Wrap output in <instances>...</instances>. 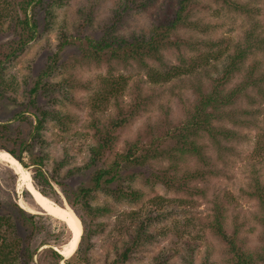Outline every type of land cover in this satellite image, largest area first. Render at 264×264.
I'll list each match as a JSON object with an SVG mask.
<instances>
[{"label": "trees", "instance_id": "trees-1", "mask_svg": "<svg viewBox=\"0 0 264 264\" xmlns=\"http://www.w3.org/2000/svg\"><path fill=\"white\" fill-rule=\"evenodd\" d=\"M196 1L199 0H179L176 4V11L169 16L166 14L161 17L148 34L133 32L128 37L123 30L127 24L126 18L131 16L135 10L146 9L148 3L141 0H125L119 5L114 16L110 17L109 22L103 25L97 36L79 37L76 40L80 43L78 46L83 52L84 62L98 66L103 65L104 62L109 66L123 65L126 70L131 68V64L141 66L142 70H147L154 87L145 93L143 81L131 82L130 78L123 75L116 77L118 66L115 68V65L107 72L108 75L103 78L100 89L94 93L89 100L90 103L87 102L85 105L90 109L92 116L98 110L105 113L110 103H112L113 110L108 112L103 121L98 120V124L91 125L94 141L87 147L86 158L76 169L68 171L69 177L77 172L80 176L87 175L84 176L87 180L77 186H72L70 183H64L61 171H52L48 175L45 169L47 158L34 154L37 147L44 148V134L50 123H58L64 131H69V125L74 124L78 119L76 115L61 108L64 100H73L75 104V99L69 95V91H66L68 88L59 86L58 81H55L56 76L64 67L59 53L47 58L46 66L36 77L24 81V85L29 84V89L26 90L29 101L26 104V100L19 103L17 94L12 92V88L18 81L17 78L10 81L7 77L11 64L25 53L31 41L42 35L39 32L42 22L37 17L39 16L37 8L46 13L44 30L50 31L56 19L55 5L59 7L58 4L62 5L64 0H0V35H11L12 38L7 43L0 44V113L3 112L6 104L18 102L17 105L24 109L23 114L33 115L34 123H30L35 124L32 125L29 139H23V135L19 138L18 135L16 137L11 135V126L14 122L0 124V149L8 152L17 161L19 160L24 167L21 160L22 152L32 155L35 187L56 203L63 204L61 196L54 188V185L57 186L62 192V197L75 211L83 225L79 248L71 257L61 256L54 248L50 249L56 262L64 258L68 259L66 264H83L79 256L84 243L93 235L91 224L94 219L106 216L111 211L109 205L100 207L96 203L97 194L103 193L118 205L125 203L130 206L138 205L142 201L145 188L154 189L158 185L166 192L192 195L200 190V193L205 194L203 190L208 185L210 176L215 171H220L217 164L214 170L215 164H212L211 158L207 157V150H211L208 142L216 144L214 152L218 154V161L225 163L226 157H231L230 154L234 149L227 144L242 140L240 136L242 130H254L261 123L254 119L256 114L261 113L259 110L237 111L235 101L248 88H257L264 96V69L256 72L258 68L253 66L252 72L247 75L244 83L227 89L230 79L242 72L241 65L248 61L250 56H252L251 59L254 58L256 52H264V34L259 29V23L256 21L254 27L245 33L242 41L236 43L234 54L229 55L220 72L221 77L207 85L204 82L206 75L200 68V58L194 52L195 43L190 49L195 55L189 58L187 57L188 48L185 49L184 42L176 36L179 30L191 27L202 33H209L210 26L203 24L199 18L194 22L190 21L192 16L190 8ZM213 1L243 16L248 17L251 14L252 18V15L256 14L245 2ZM95 18L91 13L87 21L92 22L91 20ZM60 37V52L67 45H76L75 41L71 40L72 37L65 32ZM203 43L205 44L203 47H207V67H209L220 56L211 57L209 54L221 52V47L224 45L214 39ZM167 53L174 56L177 54L182 60L178 61V64H173L165 59ZM261 63L257 61L259 68L264 65ZM154 64L156 68H152ZM198 67L200 68L199 73L197 72ZM174 80L178 81L174 82ZM173 83H187L197 93V103L194 108L192 107L188 118L171 131L164 128L159 134L138 136L133 140H127L121 150H116L120 134L129 129L142 114L141 112L153 104L157 93L165 92V86L170 85L168 89L171 90L176 88L177 86L171 87ZM41 91L52 94V97L48 98L49 105L40 104L39 93ZM209 109L212 111H208ZM25 115H20L21 117L16 121L22 125L28 124L29 119L24 117ZM224 122L231 124L232 128L222 125ZM164 139H166L165 142L167 140L176 141L178 145L174 148L165 147ZM221 141L226 143L222 144ZM193 157L203 162L205 168H196L195 163L189 161V158ZM165 160H168L169 164L162 166V169L159 165ZM61 164L65 166L66 163ZM261 176L257 172H252L249 175L247 187L243 189L246 196L258 202L259 210L256 214V221L263 229V245L259 248L251 249L244 244L240 238V227H235L234 233L230 234L224 220V207L217 201H212L214 214L208 226L225 250L226 264H264V180ZM201 181L203 186L199 188L197 183ZM138 185L140 187H137ZM25 193L30 195L27 190ZM51 194H56L57 198L52 197ZM15 206L17 210L11 211V208L0 203V220L2 221V225L0 224V264H34L37 248L33 246V242L36 234L43 229V220L46 217L27 212L17 204ZM134 214L136 212L131 213L132 216ZM153 218L151 214V217H145V221L138 222V227L134 231L135 237L126 241L124 251L121 253L116 251V258L109 264H123L129 258L128 253L140 244L141 238L149 236L145 235V225ZM3 226L6 228L2 233ZM21 229L24 230L23 234ZM74 258H78L79 261L76 262ZM189 264H193V261Z\"/></svg>", "mask_w": 264, "mask_h": 264}, {"label": "rangeland", "instance_id": "rangeland-1", "mask_svg": "<svg viewBox=\"0 0 264 264\" xmlns=\"http://www.w3.org/2000/svg\"><path fill=\"white\" fill-rule=\"evenodd\" d=\"M141 1H146L148 7L143 10H135L131 16L126 18L127 24L123 30L125 34H128V37L133 32L148 34L161 17L166 14L169 16L176 11V4L179 2V0ZM238 1L248 3V7L252 8L253 13L256 14L251 18V14L248 17L240 15L213 0H199L191 5L190 21L194 22L199 18L203 24L210 26L209 33H202L191 27L179 30L176 35L180 41L184 42L185 49L188 48L187 57L191 58L195 54L199 56L201 61V67H199L206 75L204 82L207 85L221 77L220 72L229 55L234 54L236 43L242 41L245 33L254 27L256 21L260 25V31L264 34V0ZM124 2L125 0H64L62 5L58 4L59 7L57 4L55 5L56 19L51 25L50 31L44 30L46 13L37 8L39 15L37 17L42 22L39 32L42 35L28 44L25 53L15 63H12L8 70L9 76L7 77L10 78V81L14 78L18 80L16 86L12 88V92L17 94L19 103L26 100V104L29 101L26 93L29 84H27L28 86L24 85V81L36 77L46 66L47 58L59 53L64 67L56 76L55 81H58L59 86L68 88L66 91H69V95L75 99V104H73V100H64L61 108L76 115L78 119L74 124L69 125V131H64L58 123H50L44 134V148L37 147L34 154L47 158L45 169L48 175L52 171H61L64 183H70L72 186H77L87 180V177H84L87 175L80 176L77 172L69 177L68 171L76 169L84 162L88 152L87 147L94 141L91 125L97 123L98 120L103 121L108 112L113 110L112 103H110L105 113L98 110L92 116L85 103L89 102L94 93L100 89L103 78L115 65L109 66L104 62L103 65L98 66L84 62L82 60L83 52L78 46L80 43L76 40L79 37L97 36L103 25L109 22L110 17L114 16L119 5ZM91 13L96 17L91 20L92 22L87 21V17ZM64 32L72 37L71 40L75 41L76 45H67L60 52V35ZM209 39L223 43L224 46L221 47V52H209L211 57L220 56L216 62H211L214 66L207 67L208 51L207 47H203L205 45L203 42ZM10 40H12L11 35H0V44H5ZM193 45L196 48L194 49L195 54L190 50ZM254 55V58L251 59L252 56H250L249 60L241 65L242 72L230 79L227 89L244 83L247 75L252 72L253 66L260 69H257L256 72L264 69V65L261 68L257 65V61L264 64V52H256ZM165 56V59L173 64H178V61L182 60V58H178L177 54L174 56L167 53ZM117 66L115 65V68ZM130 66L131 68L126 70L123 65H119L116 68L118 69L116 77L123 75L130 78L131 82L143 81L145 93L154 87L147 70H142L143 67L138 65L131 64ZM199 67L197 68L198 73L200 72ZM152 68H156V65L154 64ZM177 81L174 80V82ZM169 86H165V92L157 93L153 104L141 112L142 114L129 129L120 134L116 150H121L127 140H133L138 136L146 137L155 133L159 134L164 128L171 131L188 118L192 107L194 108L197 103V93L187 83H173L171 87L177 86L173 90L168 89ZM50 97H52L50 92L41 91L39 93L40 104L45 105ZM17 103H8L4 106L3 112L0 113V124L14 122L11 126V135L15 137L18 135V138L23 135V139H29L32 125H35L30 122L34 123V118L29 113L23 114V107L18 106ZM235 108L237 111L259 110L261 113L256 114L254 119L261 123L254 130H242L240 134L242 140L227 144L234 149L230 154L231 157H226L225 163L218 161V154L214 152L216 144L208 142L211 145V150H207V157H210L212 164H215L214 170L218 165L220 171H215L210 176L209 183L203 190L205 194L200 193V190L192 195L166 192L158 185L154 189L145 188L142 201L135 206L125 203L118 205L103 193L97 194L96 203L100 207L109 205L111 211L106 216L94 219L91 224L93 225V235L87 239L80 251V262L83 264H109L116 258V251L118 250L120 253L124 251L126 241L135 237L134 231L138 227V222L145 221V217H151L152 214L154 218L150 223L146 219L148 223L145 225V235L149 236L141 238L140 244L128 253L129 258L123 264H189L190 261H193V264H226L225 250L208 226L214 214L212 201H217L224 207V220L230 234L234 233L235 227H240V238L247 247L257 249L263 245V229L256 221V214L259 210L258 202L246 196L243 189L247 187L249 175L252 172L261 174V178L264 180V96L257 88H248L242 96L236 99ZM208 111H212V109ZM20 115H25L24 117L29 119L28 124L22 125L16 121L21 117ZM222 125L232 128L231 124L226 122ZM165 140V147L174 148L178 145L176 141L167 140V143ZM16 142L17 140L14 143L16 144ZM221 143L225 144L226 142L221 141ZM31 157L32 155L22 152L21 160L26 168L19 163L26 169L33 181L34 166L31 163ZM189 161H193L198 169L205 168L204 163L195 157L189 158ZM63 162L66 163L65 166L61 164ZM167 164H169L168 160H165V162H160L159 167L161 166L163 169ZM18 179V175L8 163L0 160V203L11 208V211L17 210L15 204H24L34 214L46 217L43 220V229L36 234L33 242V246L37 248L34 264H66L68 259L64 258L60 262H56L50 249L57 250L69 241L71 237L69 229L62 219L52 214V210L37 204L31 193V196L27 195L26 189L20 188ZM197 186L202 187L203 182H198ZM54 188L65 205L61 190L55 185ZM51 195L57 198L56 194ZM51 200L55 202L53 199ZM63 204L58 205L62 206ZM134 212L136 214L132 216L131 213ZM0 224L2 225L1 220ZM6 226H3L2 233L5 232ZM21 233H24L23 229H21ZM79 259L74 258L76 262Z\"/></svg>", "mask_w": 264, "mask_h": 264}, {"label": "bare ground", "instance_id": "bare-ground-1", "mask_svg": "<svg viewBox=\"0 0 264 264\" xmlns=\"http://www.w3.org/2000/svg\"><path fill=\"white\" fill-rule=\"evenodd\" d=\"M0 160L8 163V165L14 170L16 175H18V181L20 188L26 189L29 193L32 194L37 204H40L44 208L52 210V214L64 221L71 237L69 241L57 249L58 253L65 257H71L77 250L82 233L83 225L80 218L74 213V211L67 205H58L53 202L49 197L42 194L34 185L32 179L30 178L29 173L26 169L21 166L19 161H17L12 155L8 152L0 150ZM27 212L33 213L29 208L24 204H19ZM29 206V205H28Z\"/></svg>", "mask_w": 264, "mask_h": 264}, {"label": "water", "instance_id": "water-1", "mask_svg": "<svg viewBox=\"0 0 264 264\" xmlns=\"http://www.w3.org/2000/svg\"><path fill=\"white\" fill-rule=\"evenodd\" d=\"M19 161V160H18ZM20 162V161H19ZM21 163V162H20ZM22 164V163H21ZM65 205L69 206L68 203L65 201ZM70 207V206H69ZM72 209V208H71ZM73 210V209H72ZM74 211V210H73ZM75 213V211H74ZM76 214V213H75ZM77 215V214H76ZM81 241V240H80ZM79 247V246H78Z\"/></svg>", "mask_w": 264, "mask_h": 264}, {"label": "clouds", "instance_id": "clouds-1", "mask_svg": "<svg viewBox=\"0 0 264 264\" xmlns=\"http://www.w3.org/2000/svg\"><path fill=\"white\" fill-rule=\"evenodd\" d=\"M63 199H64V201H66L65 198H63ZM61 256H62V255H61Z\"/></svg>", "mask_w": 264, "mask_h": 264}]
</instances>
